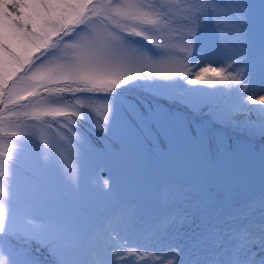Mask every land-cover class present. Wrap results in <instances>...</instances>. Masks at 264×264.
<instances>
[{
  "label": "rangeland",
  "instance_id": "374dc122",
  "mask_svg": "<svg viewBox=\"0 0 264 264\" xmlns=\"http://www.w3.org/2000/svg\"><path fill=\"white\" fill-rule=\"evenodd\" d=\"M138 2L147 6L143 11L152 14L151 19H159L154 13L161 10L170 13L160 24L161 36L160 29L142 26L146 43L135 33L113 27L118 47L167 62L136 69L144 75L109 93L81 91L69 93L71 98L48 97L50 103L79 111L80 117L71 118L75 123L59 117L37 121L35 101L24 100L14 108V113H24L20 116L9 115L0 103V205L6 215H15L14 231L41 242L38 219L65 221L70 236L62 251L68 263L97 264L102 256L103 264H116L115 249L118 264H234L232 254L240 233L227 245L229 230L219 224L222 213H229V204L239 207L242 198L264 191V145H259L264 141V105L248 99L264 94V0H243V5L241 0H212L218 5L216 11L206 8L197 16L191 56L182 52L183 33L191 23L186 9L199 0ZM238 11L245 17L243 23ZM241 31L243 41L238 39ZM82 33H91L88 24L65 40ZM58 55V49H51L41 59ZM201 67L225 72L202 73L196 85L189 84ZM160 72L173 74L165 77ZM240 78L242 83L237 84ZM206 79L212 83H202ZM217 93L231 96L218 101L220 108L213 106L214 117L201 120L200 114L186 108L195 110L205 100L213 102ZM77 99L83 107L69 103ZM154 99L159 103L151 106ZM233 100L235 106L227 104ZM182 107L191 116L189 123ZM108 116L105 131L103 121ZM221 119L236 125L230 133L232 145ZM248 119L251 131L246 130ZM78 121L84 126L78 127ZM8 130L12 134L2 132ZM145 137L151 142L149 154ZM98 138L107 151L96 145ZM215 203L218 210L208 217ZM231 213L235 217L228 219L238 224L250 210ZM249 232L264 235V224L253 221ZM13 243L7 236L0 237L11 264H29L30 258H35L30 264H47L32 254V243L19 251L9 248ZM137 250L142 255L133 253Z\"/></svg>",
  "mask_w": 264,
  "mask_h": 264
},
{
  "label": "snow or ice",
  "instance_id": "6c2138e0",
  "mask_svg": "<svg viewBox=\"0 0 264 264\" xmlns=\"http://www.w3.org/2000/svg\"><path fill=\"white\" fill-rule=\"evenodd\" d=\"M145 7L147 6L138 0H122L120 3H114L113 0H0V103L5 105L10 115H15L13 109L20 106L22 101H35L37 121L41 117H51L53 121L59 117L75 123L71 118L79 116V111L67 105L50 103L48 97L81 91L109 93L134 77L144 75L136 69L166 63L167 59L153 61L118 47L119 37L112 31L113 27L147 36L140 28L153 26L160 29L161 36L163 29L160 24L167 21L170 13L162 10L155 12L159 19L154 20L150 18L152 14L143 11ZM216 7L218 5L212 0H199L186 9L190 16L188 20L191 21L183 33L182 52L186 56H191L193 51L198 14L206 8L216 11ZM237 16L243 23L244 15L238 11ZM84 24L90 26L91 33H82L76 39L65 40V37ZM128 25L133 27L129 28ZM238 39H245L242 31ZM152 42L171 48L160 40L153 39ZM51 49H58L59 55L42 60ZM243 71L241 68L237 75L240 77L239 73ZM208 72L224 73L225 69L201 67L188 83L196 85L201 74ZM172 74L159 73L165 77ZM231 78L235 80V76ZM202 83L210 84L212 80L206 79ZM236 83L241 84V78ZM248 99L253 104L264 105V94L255 99L249 96ZM69 103L84 106L79 99ZM110 112L109 104V114ZM108 120L109 116L103 121L105 131ZM48 126L51 127V123ZM38 220L43 229L44 242L14 231L15 215H6L4 206L0 205V237L7 236L14 242L9 248L17 251L36 240L40 247L47 249L55 264H64L62 250L70 236L69 225L56 217ZM31 222L30 220L29 223ZM242 234L244 238L235 246L232 254L234 264H264V235L252 234L246 230ZM127 250L124 246V251ZM112 251L118 264L119 252L115 249ZM133 253L142 255L139 250ZM4 256H7L11 264V257L0 244V258ZM33 259L35 258H30L29 264ZM97 264H103L102 256L97 257ZM155 264H160V261Z\"/></svg>",
  "mask_w": 264,
  "mask_h": 264
},
{
  "label": "trees",
  "instance_id": "16d2710c",
  "mask_svg": "<svg viewBox=\"0 0 264 264\" xmlns=\"http://www.w3.org/2000/svg\"><path fill=\"white\" fill-rule=\"evenodd\" d=\"M62 86V85H61ZM116 89H118V88H116ZM63 95H65L66 97H69L70 98V95H69V93H65V94H63ZM164 95V94H163ZM217 95V97H218V99L217 100H213V102H211V101H207V100H205V102L204 103H202V105L203 106H201V107H203V108H198V109H195V110H193L192 108H189V107H186L187 109H190L191 111H193V112H195V113H198V114H200L201 115V120H205L207 117H214L215 116V113H214V110H216V109H214L215 107H213V106H216L217 108H220V106H218L219 105V102L218 101H221V100H223L225 97H230L231 95H230V93H227L226 95H224V94H219V93H217L216 94ZM162 96V95H161ZM164 96H166V95H164ZM166 97H168V96H166ZM171 98V100H172V102H175L176 103V101L174 100V98L173 97H170ZM157 104V103H159V100L158 99H154L153 101H152V103L150 104L151 106H152V104ZM209 104H211V105H209ZM227 104H230L231 105V102H228ZM139 106L143 109V111H142V113L145 115V116H148V114H147V111H146V109H145V107H144V105L143 104H141V103H139ZM232 106H235L234 104H232ZM182 109H183V113H184V115L186 116V118H187V120H188V123L191 121V116H190V114L185 110V108L184 107H182ZM24 113H16L15 115H18V116H20V115H23ZM10 115V114H9ZM80 117V116H79ZM252 118H254V115H252ZM222 121H224V123H225V125H226V129H227V132L228 133H226L228 136H231V134L230 133H233V130L236 128V125L234 124V123H232V122H227V121H225L224 119H221ZM240 120H241V118H240ZM246 123V125H247V131H251V122H250V120L248 119L247 120V122H245ZM78 124H79V126H84V124L83 123H81V122H79L78 121ZM264 129V128H263ZM3 133H11L12 131H2ZM237 135H239V134H237ZM208 137V140H209V142H208V144H209V146L212 144V142H211V137H210V135H208L207 136ZM262 138H264V134H262V136H261ZM145 141H146V147H147V149H148V151L151 153V148H150V143L148 142V139L147 138H145ZM261 143L259 144V145H264V142H262V141H260ZM95 143H96V145H98V146H100V148L101 149H103V150H106V146L102 143V141L98 138V139H96V141H95ZM258 145V146H259ZM107 151V150H106ZM234 209H237L236 207H234ZM25 235H28V234H25ZM32 236V235H31ZM35 237V236H34ZM32 245H33V252H32V254H34L35 255V257L36 258H38V259H41V260H43V261H46L47 262V264H55V261L53 260V257L49 254V252L47 251V249H45V248H42V247H40V245L37 243V242H35V241H33L32 242ZM70 264H76V263H72V262H69ZM68 262H66L65 260H64V264H69Z\"/></svg>",
  "mask_w": 264,
  "mask_h": 264
},
{
  "label": "clouds",
  "instance_id": "9594fccd",
  "mask_svg": "<svg viewBox=\"0 0 264 264\" xmlns=\"http://www.w3.org/2000/svg\"><path fill=\"white\" fill-rule=\"evenodd\" d=\"M127 27L131 28L133 26L132 25H128ZM0 264H9L7 256H4V257L0 258Z\"/></svg>",
  "mask_w": 264,
  "mask_h": 264
}]
</instances>
